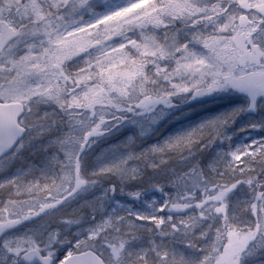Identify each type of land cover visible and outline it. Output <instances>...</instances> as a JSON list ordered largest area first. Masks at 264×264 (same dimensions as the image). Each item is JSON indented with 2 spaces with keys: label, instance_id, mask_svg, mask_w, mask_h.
<instances>
[{
  "label": "snow or ice",
  "instance_id": "1",
  "mask_svg": "<svg viewBox=\"0 0 264 264\" xmlns=\"http://www.w3.org/2000/svg\"><path fill=\"white\" fill-rule=\"evenodd\" d=\"M0 264H264V0H0Z\"/></svg>",
  "mask_w": 264,
  "mask_h": 264
},
{
  "label": "rangeland",
  "instance_id": "2",
  "mask_svg": "<svg viewBox=\"0 0 264 264\" xmlns=\"http://www.w3.org/2000/svg\"><path fill=\"white\" fill-rule=\"evenodd\" d=\"M221 101L216 99H204L201 101H189L177 109L171 116L167 118L161 124L159 131L166 133L177 127L179 124L185 123L188 120L195 119L197 116L203 115L206 112H211L216 110L220 106ZM191 109V112L188 111ZM181 113H186L181 115ZM156 137L154 136L153 139Z\"/></svg>",
  "mask_w": 264,
  "mask_h": 264
}]
</instances>
